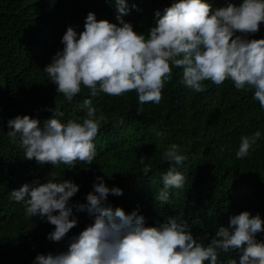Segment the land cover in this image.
I'll return each instance as SVG.
<instances>
[{
	"label": "trees",
	"instance_id": "16d2710c",
	"mask_svg": "<svg viewBox=\"0 0 264 264\" xmlns=\"http://www.w3.org/2000/svg\"><path fill=\"white\" fill-rule=\"evenodd\" d=\"M209 2L214 9L228 0ZM127 3L130 11L123 20L147 38L155 11L171 6L173 0ZM133 3L137 8L131 7ZM89 11L97 20L119 25L114 0H0V264H32L38 253L65 251L69 238L92 222L86 210L74 208L77 224L61 241H51L47 233L55 226L39 215L26 216L22 202L10 199L11 190L34 179L42 183L53 179V172L79 185L70 202L86 203V194L100 175L109 187L122 189V195H108L106 206L121 207L126 213L138 210L147 225L177 216L189 224L194 237L214 235L219 226H228L230 215L245 210L259 212L264 220V110L253 99V88L236 89L230 79L221 85L203 81L205 90L196 92L182 83V68L170 65L171 79L165 82L160 102H145L142 112L137 111L135 90L119 96L100 92L91 104L97 116H104L93 138L96 156L91 165L79 160L71 169L62 163L41 164L25 158L19 144L12 143L7 121L18 114L35 117L42 125L55 110L64 113L62 121L82 122L89 89L81 85L68 101L56 92L43 68L63 48L61 37L68 26L77 33L84 30ZM261 37L264 21L258 32L249 34ZM257 129L261 138L248 156L237 158L240 137ZM172 143L187 156L181 165H172L186 180L182 188L170 190L168 203H161L156 198L163 186L161 174L170 167L163 153ZM145 165L151 167L147 175ZM257 239H264V233ZM235 257L234 251H218L220 260Z\"/></svg>",
	"mask_w": 264,
	"mask_h": 264
},
{
	"label": "clouds",
	"instance_id": "9594fccd",
	"mask_svg": "<svg viewBox=\"0 0 264 264\" xmlns=\"http://www.w3.org/2000/svg\"><path fill=\"white\" fill-rule=\"evenodd\" d=\"M114 4L119 25L97 20L95 12L89 11L84 30L77 33L68 26L61 37L63 48L43 68L56 92L68 101L81 91V85L89 89L82 122L62 121L64 113L55 110L42 125L27 114L7 121V136L19 144L25 158L53 166L62 163L69 169L77 160L91 165L96 156L93 138L104 119L91 107L92 98L100 92L119 96L135 90L137 111L142 112L145 102H160L172 67L182 68V83L196 92L205 90L202 82L206 80L221 85L230 79L236 89L251 87L253 99L264 110V37L249 38L264 21V0H228L214 9L209 0H173L171 6L155 11V24L147 38L123 20L130 11L127 0H114ZM261 136L259 129L242 135L236 157L248 156ZM163 155L170 167L161 174L163 186L156 198L168 203L170 190L182 188L186 180L173 162L179 166L187 156L176 143ZM150 170L145 165L143 173ZM51 176L43 183L34 179L11 190L10 199L22 202L26 216L39 215L55 226L47 233L51 241H61L77 224L74 208L86 210L92 222L69 238L65 251L38 253L32 264H264V239H257L258 233H264L259 212L230 215L228 226H219L214 235L194 237L189 224L177 216L147 225L138 210L126 213L121 207L106 206L108 195H122V189L109 187L103 176L95 177L86 203L70 202L79 190L77 183L59 179L55 172ZM218 251H234L238 259L220 260Z\"/></svg>",
	"mask_w": 264,
	"mask_h": 264
}]
</instances>
